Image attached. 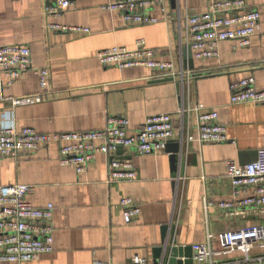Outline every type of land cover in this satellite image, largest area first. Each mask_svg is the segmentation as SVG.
I'll return each instance as SVG.
<instances>
[{
	"label": "crops",
	"instance_id": "1",
	"mask_svg": "<svg viewBox=\"0 0 264 264\" xmlns=\"http://www.w3.org/2000/svg\"><path fill=\"white\" fill-rule=\"evenodd\" d=\"M107 0H73L57 16H46L43 0H0V45L30 48L33 67L50 71L49 95L32 104L12 107L10 98L39 92L38 76L27 70L10 86L0 77V115L12 109L17 128L40 132L99 130L109 116L129 119L128 133L136 132L148 115H173L169 149L118 154L135 166L132 181L107 182L108 156L98 153L77 173L58 161V146L50 143L34 152L0 158V185L26 183L33 187L25 198L36 207L54 205L52 251L21 264H93L94 259L128 263L138 253L152 263L153 248L171 235L178 245L204 242L218 234L263 222L254 212L226 215L217 203L231 199L227 161L245 164L264 146V103L230 102L229 83L253 75L264 87V0H246L260 13L261 30L247 47L225 40L218 57L193 59L191 76L152 78L144 66H103L97 52L110 46L132 47L143 39L159 59L184 68V13L199 12L207 0H166L160 21L125 25L119 12L102 9ZM49 22L84 26L87 32H64ZM197 102L218 114L227 140L186 139L196 134ZM189 106V112L178 113ZM176 157L175 160L172 159ZM129 196L140 212L125 222L119 200ZM208 203H211L208 205ZM164 240V241H163ZM264 253V252H263ZM0 264H20L1 261Z\"/></svg>",
	"mask_w": 264,
	"mask_h": 264
},
{
	"label": "built area",
	"instance_id": "2",
	"mask_svg": "<svg viewBox=\"0 0 264 264\" xmlns=\"http://www.w3.org/2000/svg\"><path fill=\"white\" fill-rule=\"evenodd\" d=\"M73 0H43L46 16H57L68 9ZM166 0H107L102 9L117 11L125 25L153 24L160 18L150 10L158 8L165 15ZM167 16L165 15V18ZM48 27L59 31L87 32L84 26L64 25L49 22ZM261 30L260 13L247 6L246 0H207L206 8L199 12L184 13V43L190 47L193 59L204 60L218 57V45L225 40L236 46L247 47L252 37ZM103 66L117 68L144 66L152 78H178L189 80L191 69H175L169 60L159 59L153 48L143 39L134 46H110L96 54ZM32 70L38 76L40 90L34 94L11 97L12 107L40 102L49 95L50 71L47 67H33L31 51L24 44L0 45V77L5 76V85L16 83L23 72ZM232 104L264 103V87L255 84L253 75H247L229 83ZM196 134H186V139L206 142L227 140L226 126L218 121V114L197 102ZM191 108H180L178 113ZM129 119L125 116H109L99 130L68 132H40L33 127L17 128L12 109L0 115V158L15 157L23 152H34L50 143L58 146V161L72 166L77 173L83 172L98 153L108 156L107 182L132 181L137 177L135 166L124 156L116 153L118 147L133 150L138 154L161 151L173 136V115L161 112L148 115L139 129L128 133ZM227 177L231 183V199L217 203L226 215L254 212L264 218V146L257 150L256 158L239 164L227 161ZM33 190L26 183L0 185V262L24 263L35 261L43 253L52 251L54 205L49 202L36 207L25 196ZM211 203H208L210 205ZM125 222L131 221L140 212L139 206L129 196L120 198ZM264 220V219H263ZM217 245L215 246V242ZM192 247V264H264V221L218 234L208 232L204 242ZM184 256L181 257L184 260ZM163 258L160 263L162 264ZM93 264H116L108 260L94 259ZM120 264V263H119ZM123 264V263H122ZM124 264H149L138 253Z\"/></svg>",
	"mask_w": 264,
	"mask_h": 264
},
{
	"label": "water",
	"instance_id": "3",
	"mask_svg": "<svg viewBox=\"0 0 264 264\" xmlns=\"http://www.w3.org/2000/svg\"><path fill=\"white\" fill-rule=\"evenodd\" d=\"M173 2V0H171ZM185 60H184V68H193V57L190 47H185ZM171 146V142L169 141L165 149H169ZM123 152V148L118 147L116 153L120 154ZM176 157L172 159L175 160ZM164 241V240H163ZM185 257L184 260L181 257ZM153 264H159L161 258H163L162 264H192V247L191 245H178L176 244L174 237L171 235L168 237L162 245L156 246L153 248V256H152Z\"/></svg>",
	"mask_w": 264,
	"mask_h": 264
},
{
	"label": "rangeland",
	"instance_id": "4",
	"mask_svg": "<svg viewBox=\"0 0 264 264\" xmlns=\"http://www.w3.org/2000/svg\"><path fill=\"white\" fill-rule=\"evenodd\" d=\"M217 245V241L215 242V246ZM254 264V263H253Z\"/></svg>",
	"mask_w": 264,
	"mask_h": 264
}]
</instances>
